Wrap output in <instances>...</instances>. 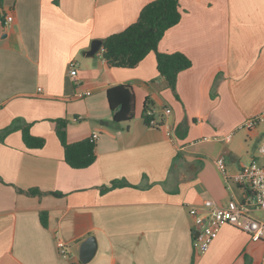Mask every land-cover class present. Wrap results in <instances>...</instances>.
Wrapping results in <instances>:
<instances>
[{"label": "crops", "instance_id": "crops-1", "mask_svg": "<svg viewBox=\"0 0 264 264\" xmlns=\"http://www.w3.org/2000/svg\"><path fill=\"white\" fill-rule=\"evenodd\" d=\"M151 1L0 3V130L17 126L0 141V264H77L92 235L97 252L82 264H264L259 242L231 225L198 253L190 214L193 206L205 211L206 199L225 206L248 191L227 181L217 161L224 157L233 176L258 157L264 138L259 126L240 127L264 110V0H180L181 20L158 46L192 61L176 91L154 51L132 68L103 58V39L137 21ZM118 84L135 93L128 122L116 123L109 106L107 89ZM147 101L157 127L145 122ZM61 118L70 143L99 134L91 166L65 161ZM26 124L45 140L41 148L25 144ZM114 181L126 185L102 191Z\"/></svg>", "mask_w": 264, "mask_h": 264}, {"label": "trees", "instance_id": "trees-1", "mask_svg": "<svg viewBox=\"0 0 264 264\" xmlns=\"http://www.w3.org/2000/svg\"><path fill=\"white\" fill-rule=\"evenodd\" d=\"M2 0H0V3ZM182 12L180 0H153L144 6L140 15L134 23L123 31L113 33L103 39V58L109 66L114 67H135L150 52L154 51L157 56V66L161 76L169 83V86L176 91L178 74L188 69L192 61L181 52L163 53L158 49L159 42L166 31L179 23ZM107 98L116 123L128 122L135 117V93L128 84H118L107 89ZM144 119L147 124L151 119L150 103L147 101L144 107ZM56 132L64 148L65 161L72 168L83 169L91 166L96 160V140L92 137L70 143L67 139V119H57ZM17 126L11 124L0 130V141L16 130ZM23 139L29 148H41L45 140L33 136L30 133L29 125L20 127ZM0 183H4L0 177ZM126 183L114 181L111 186L103 187L106 191L116 187H122ZM21 193L29 195L42 194L38 189L23 190L17 188ZM58 195V193H53ZM41 223L47 227V212L41 215ZM82 264V262L77 263Z\"/></svg>", "mask_w": 264, "mask_h": 264}, {"label": "built area", "instance_id": "built-area-1", "mask_svg": "<svg viewBox=\"0 0 264 264\" xmlns=\"http://www.w3.org/2000/svg\"><path fill=\"white\" fill-rule=\"evenodd\" d=\"M11 20L13 17L8 15L6 21ZM76 65V61L69 63L72 76H76ZM165 112L170 113L171 109L166 108ZM262 123H264V110L248 118L240 127L252 131ZM148 125L157 127L159 123L151 118ZM91 137L97 140L99 134L94 133ZM258 152V157L244 164L233 176L227 174L225 158L218 159V168L223 172L225 179L227 181L232 179L234 183L246 187L248 191L242 200L231 199L225 206H217L211 199H206L203 203L205 211L200 212L196 206L190 208V214L194 219L193 234L195 231L198 233L194 235V246L198 253L208 251L224 225H231L247 232L253 241H260L264 238V223L252 216L254 210H264V138ZM57 246L62 255H67L64 240L58 238Z\"/></svg>", "mask_w": 264, "mask_h": 264}, {"label": "water", "instance_id": "water-1", "mask_svg": "<svg viewBox=\"0 0 264 264\" xmlns=\"http://www.w3.org/2000/svg\"><path fill=\"white\" fill-rule=\"evenodd\" d=\"M197 234V231H195L194 235L196 236ZM97 247V238L95 236L92 235L86 238L80 247V261L82 263L89 262L95 256Z\"/></svg>", "mask_w": 264, "mask_h": 264}, {"label": "rangeland", "instance_id": "rangeland-1", "mask_svg": "<svg viewBox=\"0 0 264 264\" xmlns=\"http://www.w3.org/2000/svg\"><path fill=\"white\" fill-rule=\"evenodd\" d=\"M259 127H260L261 130L264 131V123L260 124ZM254 144L256 145V142ZM258 156H259V154H258ZM245 160L248 163L251 161V160L249 161V159L248 160L245 159ZM252 216H253V218H256L257 220L262 221L264 223V210H262V209H256V210H254L252 212ZM258 242H259L258 247L261 250V253L263 254L264 253V238L261 239Z\"/></svg>", "mask_w": 264, "mask_h": 264}]
</instances>
